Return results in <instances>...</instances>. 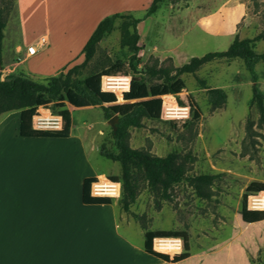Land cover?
<instances>
[{
	"label": "rangeland",
	"instance_id": "1",
	"mask_svg": "<svg viewBox=\"0 0 264 264\" xmlns=\"http://www.w3.org/2000/svg\"><path fill=\"white\" fill-rule=\"evenodd\" d=\"M242 2L246 4V15L244 22L239 25L243 27L239 39H252L257 35L264 37V0ZM214 4L213 0H166L161 4L160 9L140 28L142 37L139 45L142 50L136 63L138 71L159 66L173 73L175 68L192 57L227 50L232 41L206 36L196 26L191 30L188 29L189 24L173 32L168 30L173 23L168 13L179 20L186 11L196 15L201 10L215 8ZM34 8L33 14L23 13L26 18L23 23L19 21V11L15 5L8 17L2 40L1 78L22 73L36 82H44L45 77L57 75L64 67L79 64L83 60L82 48L76 51L74 48V53L70 54L57 52L61 46L57 44L60 37L54 33L51 34L52 45L49 49L47 45H38V39L47 32V26L53 29L54 24L51 19L46 23L40 8ZM146 10L131 12L130 15L143 18ZM125 23L127 21H115L114 30L99 42L89 68L116 69L120 71L116 76L128 77L130 82L131 71L127 65L129 54L120 47V33ZM16 45H20L22 51L15 52ZM254 51L264 52V38L255 43ZM255 72L256 84L264 93V66L261 62L255 66ZM86 74L87 71L83 76ZM195 76L203 79L206 87L225 91L227 99L224 101L216 98L214 103L209 102L206 89L198 85ZM195 76L182 75L185 88L177 95H169L172 96L170 99L173 104L175 101L178 106L188 108L187 118L166 120L161 117V113L156 120L141 118L143 126L128 128L126 138V143L133 149L160 157L174 154V165L183 169L184 179L172 184L168 197H164L161 186H150L142 169L134 166V200L130 201V196L121 192V185L119 196L110 198L116 220L121 229H125L129 243L138 249L142 248L147 231L179 235L169 238L180 240L181 251L174 254L163 252L172 257L184 252L186 247L189 257L175 264H264V220L245 223L241 219L246 188L252 182L264 183V122L260 118L257 104L251 101L250 74L240 59H233L206 63ZM140 77L149 85L162 82L161 79H150L146 75L140 74ZM101 89L111 91L105 90L102 83ZM114 93L117 103H124L123 92L120 96ZM161 99L166 101L165 96ZM191 101L198 109L199 114L196 116ZM41 110L46 109H37V115ZM46 111L52 116H58L50 110ZM70 116L72 134H83L90 165L108 179L119 176V163L99 155V147L103 143L110 150L114 149L111 127L104 119L102 109L99 106L70 107ZM58 117L61 121V117ZM14 119L10 118L6 123L1 138L10 144L14 142L16 155H20L22 149L18 145L24 140L18 135V123ZM24 174L22 161L0 164V193L22 192ZM197 175L217 176L208 187V199L199 198L188 181V178ZM263 195L264 192L247 195V209L253 210L249 208L250 197L263 198ZM16 202L17 198L13 196L9 204L14 205ZM123 203L128 204L126 210L123 209ZM143 258L145 264L147 260H153L147 255Z\"/></svg>",
	"mask_w": 264,
	"mask_h": 264
},
{
	"label": "crops",
	"instance_id": "2",
	"mask_svg": "<svg viewBox=\"0 0 264 264\" xmlns=\"http://www.w3.org/2000/svg\"><path fill=\"white\" fill-rule=\"evenodd\" d=\"M151 1L15 0V7L23 23L26 21L23 13L33 14L38 6L44 21L49 23L51 19L54 24L53 29L47 26V32L40 37L46 38L48 49L52 45L51 34L60 37L57 52L63 55L74 53V48L80 50L104 17L147 9ZM213 3L215 8L196 15L186 11L179 20L168 13L173 18L168 30L173 32L189 24V30L196 26L206 36L229 42L236 35L240 38L243 27L239 25L245 20L246 4L242 0H213ZM151 16L137 18L142 19L137 24L140 38V28ZM20 50V45H16L15 52ZM70 107L67 104L69 111ZM14 117L18 123L17 111L0 115V164L22 161L25 174L22 192L0 193V264H145V255L153 259L146 264L162 262L145 253L143 246L138 249L129 243L125 229L116 220L113 203L82 202L84 179L105 176L90 165L83 134L73 135L70 129L67 138L21 137L24 141L18 146L22 154L16 155V144L1 138L6 123ZM32 127L39 128L34 123ZM13 196L17 198L14 205L9 204Z\"/></svg>",
	"mask_w": 264,
	"mask_h": 264
},
{
	"label": "trees",
	"instance_id": "3",
	"mask_svg": "<svg viewBox=\"0 0 264 264\" xmlns=\"http://www.w3.org/2000/svg\"><path fill=\"white\" fill-rule=\"evenodd\" d=\"M166 0H152L144 14L147 18L157 12L160 5ZM15 5V0H0V66L2 69V40L3 31ZM134 18L130 14L115 13L100 20L85 44L81 49L83 60L79 64L64 67L57 75L44 78V82H36L26 75L10 74L1 78L0 69V115L17 111L18 135L20 137L33 138H67L71 129L70 111L67 104L73 108H85L99 106L103 111L105 120L117 116L115 130L111 127V138L113 148L110 150L103 143L99 147V155L105 159L117 162L120 165L121 173L119 176L109 177L111 181L121 185V192L130 196V201L134 200L133 167L142 169L144 178L150 186L160 185L164 197H168V191L172 184L179 183L184 179V171L181 167L175 166V155L168 154L160 157L151 155L128 146L126 143L128 128H141V118L149 120L159 119L161 113L162 96L177 95L184 88L182 75L195 73L206 63L216 60L240 59L245 69L250 74L252 82L251 101L257 104L260 118L264 122V93L257 86V75L255 66L261 62L264 66V52L254 51L255 43L262 40V35L254 38L239 39L236 35L227 50L222 52H210L201 57H192L185 64L170 70L159 66H150L138 71L136 63L138 55L142 50L139 45V34L137 24L142 20ZM116 20L127 21L122 26L120 33V47L126 49L129 54L127 65L131 71L129 89L123 92L124 103L118 104L114 92L103 91L101 89V79L103 76H116L120 71L108 69H91L92 62L99 42L115 27ZM87 74L83 76L84 72ZM141 75L147 78L161 79L160 84H147ZM198 85L206 89L209 102L214 103L216 98L227 99L225 91L220 88L206 87L203 79L196 77ZM181 104L180 101H177ZM193 114H199L196 104L191 101ZM50 110L52 113L61 117V128L59 130L34 129L32 118L37 115V109ZM217 176L197 175L188 178L189 183L202 199L210 197L209 186ZM97 181L90 177L83 181L82 202L91 205H109L108 197H94L90 195V186ZM264 192V183L252 182L245 190L243 206L241 209V219L245 223H254L264 220V210H249L246 207V196ZM128 204L123 203V209H127ZM175 233L147 231L144 234V252L165 263H178L189 257L185 247L184 252L175 254L172 257L153 249L154 238L176 237Z\"/></svg>",
	"mask_w": 264,
	"mask_h": 264
},
{
	"label": "bare ground",
	"instance_id": "4",
	"mask_svg": "<svg viewBox=\"0 0 264 264\" xmlns=\"http://www.w3.org/2000/svg\"><path fill=\"white\" fill-rule=\"evenodd\" d=\"M66 34V33H65ZM66 36V35H65ZM67 39V37H66ZM64 41V40H63ZM102 85L105 89L116 92L118 96L122 92L129 89V78L120 76H105L102 79ZM169 95H166V101H163V111L169 114L170 117H177L180 113H185L186 109H181L178 105L172 103ZM33 123L39 128H58L60 124V118L58 116H52L48 111L41 110L40 114L34 117ZM105 176H98L99 181L93 185L94 191L101 195H107L114 193L118 197V185L116 184L115 191H110L108 184L104 178ZM251 206L256 209H264V195L263 198L251 197ZM154 249L157 252H166V254H174L181 251V242L177 238H154ZM171 252V253H169Z\"/></svg>",
	"mask_w": 264,
	"mask_h": 264
},
{
	"label": "built area",
	"instance_id": "5",
	"mask_svg": "<svg viewBox=\"0 0 264 264\" xmlns=\"http://www.w3.org/2000/svg\"><path fill=\"white\" fill-rule=\"evenodd\" d=\"M45 43H46V38L45 37H41L40 39H39V45L40 46H43V45H45ZM103 77H105V76H103ZM103 77H102V79H103ZM102 83V82H101ZM103 90V89H102ZM105 90H108V89H105ZM104 91V90H103ZM172 100L174 101V99L172 98ZM163 101H164V99H162V105H161V117L163 118V119H166V120H172V119H183V118H187L188 117V108H186V107H181V106H179L181 109H186L187 111L185 112V113H180V115L179 116H177V117H170L169 116V114H167V113H165L164 111H163ZM175 102V101H174ZM175 104L177 105V103L175 102ZM35 116H37V115H35ZM34 116V117H35ZM33 117V118H34ZM62 121H60V124H59V127L58 128H60V126H61V123ZM105 178V180H106V182H107V184H108V187L107 188H109L110 189V191H112V192H114L115 191V185L117 184L118 185V192L120 193V184L119 183H117V182H114V181H111L110 179H108L107 177H104ZM99 181V178L97 177V181L95 182V183H97ZM95 183H92L91 184V186H90V195L91 196H94V197H108V198H116V195L114 194V193H110V194H107V195H101L100 193H96V191H94V188H93V185L95 184ZM119 193H118V196H119ZM252 197H257V196H252ZM250 199H251V197H250ZM249 208L250 209H253V210H256V208H253L252 206H251V203H250V200H249Z\"/></svg>",
	"mask_w": 264,
	"mask_h": 264
},
{
	"label": "water",
	"instance_id": "6",
	"mask_svg": "<svg viewBox=\"0 0 264 264\" xmlns=\"http://www.w3.org/2000/svg\"><path fill=\"white\" fill-rule=\"evenodd\" d=\"M0 69H1V66H0ZM116 122H117V116H113L112 118L107 120V123L110 125V127L113 128V130H115V123Z\"/></svg>",
	"mask_w": 264,
	"mask_h": 264
}]
</instances>
